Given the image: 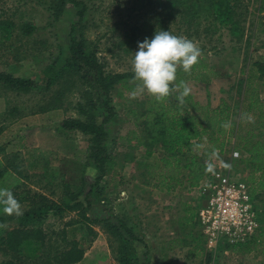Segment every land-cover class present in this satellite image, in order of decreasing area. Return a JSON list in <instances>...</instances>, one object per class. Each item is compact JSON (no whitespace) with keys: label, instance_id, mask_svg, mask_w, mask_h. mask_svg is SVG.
<instances>
[{"label":"rangeland","instance_id":"374dc122","mask_svg":"<svg viewBox=\"0 0 264 264\" xmlns=\"http://www.w3.org/2000/svg\"><path fill=\"white\" fill-rule=\"evenodd\" d=\"M76 1L81 3L79 7L66 0H0V73L35 82L34 88L21 92L0 81V159L6 155L11 166L18 167L22 190L43 194L59 203L67 199L63 189L67 182L68 190L78 193L81 201L78 208L44 219L40 228L46 239L38 258L26 259L0 245V264H45L47 260L56 264L55 255L77 242L84 254L75 264H120L119 257L124 256L128 257L127 264H264V222L259 243L208 251L196 219L199 199L195 187L188 188L184 181L166 191L169 181H164V176L170 169L161 166V147L156 141L137 145L135 138L128 140V129L124 127L127 109L147 104L152 98L146 92L136 99L130 97L137 84L134 78L124 80L105 96L90 74L84 75L85 70L77 71L71 63L66 65L70 39L74 37L83 42L86 53L95 51L108 73L134 74L131 62L138 43L144 38L152 39L156 31H170L192 40L203 53L190 74L178 69L175 83H187L193 99L207 109H215L224 101L234 108L230 119L237 124L242 96L238 81H244L254 61L264 60V0L240 1V39L218 25L214 17H205L204 7L199 24L187 28L177 22V13L167 16L170 0ZM80 11L82 19L78 21ZM26 22L34 29L29 36L22 35ZM178 94L173 93L170 100H176ZM104 102L116 112L104 129L105 147L116 160L118 175L114 180L118 184L106 176L100 185L93 186L96 169L87 160V138L77 131L63 130L59 124L66 119L89 120L80 114L79 105L99 124L105 114L101 107ZM248 123L245 115L241 117L237 139L227 144L222 153L216 151L211 162L215 169L248 184L250 195L256 197L255 179L245 176L254 171V162L244 155L253 145L240 143L254 133ZM206 151L202 149L200 154L210 157ZM81 181L83 192H78ZM254 201L257 203L255 198ZM21 206L23 213L27 211L25 203ZM82 209L88 219L99 221L90 225L94 236L80 222ZM1 217L4 227L0 228V238L18 225V216L3 214L2 207ZM106 220L111 225L117 223L115 235L108 232ZM119 221L124 227L119 226ZM125 226L132 236L126 233Z\"/></svg>","mask_w":264,"mask_h":264},{"label":"trees","instance_id":"16d2710c","mask_svg":"<svg viewBox=\"0 0 264 264\" xmlns=\"http://www.w3.org/2000/svg\"><path fill=\"white\" fill-rule=\"evenodd\" d=\"M66 1L74 7L81 5L76 0ZM170 1L172 6L167 16L171 17L174 13H177L178 15L175 17L178 20L177 22L187 28L199 24L197 20H199L201 9L204 7L205 17H214V21L218 22V25L229 29L232 36H236L237 39L243 36L240 27L243 21L239 8L241 0ZM77 15L78 21H81V11ZM33 30L32 25L26 22L22 26V35L29 36ZM137 36H140L141 39L143 38L140 33ZM68 51L69 59L66 65L71 63V66L75 67L77 71L85 70L84 75L90 74L96 88L103 91L105 96H108L109 92L116 86L121 85L124 80L134 78L132 73L118 74L105 71L104 65L99 63L95 51L86 53V47L83 42L76 40L74 37L70 39ZM0 81L10 89L21 92H27L35 86V82L30 79L17 78L5 73H0ZM171 97L172 95L159 102L152 97L147 104H136L134 107L128 108L125 114L126 122L124 127L128 129L127 136L128 138L130 137L128 140L135 138L137 145L156 141L161 147L163 151V156L159 159L161 166L164 169H170V171L165 172L164 176V181H169L165 185L166 191L181 186L184 181L187 183V187L192 189L211 174L205 171L206 158L209 161L210 157L200 154L201 150H207L206 153L208 155L214 150L222 153L228 143L227 135L229 129L223 128L222 124L229 120L230 107L221 100V104L217 108L207 109L199 105L191 94L185 98V103L181 106L177 100L171 101ZM101 107L104 109L105 114L99 124L90 119L89 111L85 107L79 105L80 114L87 116L89 120L66 119L61 121L59 126L66 131H77L87 138L89 145L87 160L96 169V177L92 185H100L106 176H111L114 185H117L118 182L114 180L116 175H118L116 172V160L105 147L107 133L104 129V126L116 117V112L107 102L101 103ZM137 133H140L141 137H136ZM196 145H203V147L198 149ZM247 145L252 146L253 144ZM254 146L250 148V151L254 150ZM1 153L3 152H1L0 147ZM5 156L3 155V159H0V188L11 189L20 204L25 203L28 209L16 218L18 221L17 227L6 231L4 236L0 238V245L13 254H19L26 259H36L43 250L46 239V234L40 228L44 219L49 216H60L65 211L78 208L81 202L78 200L79 194L73 193L75 191L70 192V187L67 185L69 183L67 182L63 183L67 199L59 203L43 194L26 189L22 190V180L18 176L20 174L19 169L17 166L12 167L11 161ZM250 161L254 162L253 155ZM254 164V169H261L262 164L259 165L255 162ZM83 186L84 183L81 181V186L79 188L76 187L78 188L76 191L83 192ZM15 189H21V191L14 193ZM91 192L92 189L86 192L84 200L89 197ZM251 197L254 199L252 195ZM256 205L261 226V223L264 222L261 219L262 210L258 202ZM197 208H199V205ZM79 215L81 216L80 222L86 226L89 235L94 236L90 225L99 221L88 219L83 209L79 211ZM1 220H4L3 217L0 218ZM109 222L111 221L106 220L104 224L108 232L115 235L118 228L117 223L111 225ZM118 224L124 227L123 222L119 221ZM260 230L261 227L259 233ZM125 231L127 234L129 233L128 235L131 234L126 226ZM118 237L120 238V235ZM254 243L256 242L254 241L240 248L249 247ZM78 245V242L73 243L70 248L55 255L54 262L56 264H75L80 262L83 258L84 250ZM119 262L120 264H127L128 257H119ZM45 264H49V261L47 260Z\"/></svg>","mask_w":264,"mask_h":264},{"label":"clouds","instance_id":"9594fccd","mask_svg":"<svg viewBox=\"0 0 264 264\" xmlns=\"http://www.w3.org/2000/svg\"><path fill=\"white\" fill-rule=\"evenodd\" d=\"M202 54L200 47L187 37L173 35L170 31H156L151 40L145 38L143 42L138 43V51L133 55L132 71L137 84L130 93V97L136 99L146 92L159 102L178 92L176 100L179 105H184L185 98L191 93V88L183 80L178 84L175 83L177 71L182 69L183 72L190 74L193 66L199 63ZM245 116L247 122H254L250 114ZM222 127L230 128L231 122H224ZM202 147L203 145H196L198 149ZM216 155L214 150L210 160L206 162L207 173L214 174L215 165L211 160ZM224 166L230 167L227 164ZM0 207L3 214L7 216L23 214L20 202L9 188H0ZM2 227L4 225L0 224V228Z\"/></svg>","mask_w":264,"mask_h":264},{"label":"built area","instance_id":"2783aa9c","mask_svg":"<svg viewBox=\"0 0 264 264\" xmlns=\"http://www.w3.org/2000/svg\"><path fill=\"white\" fill-rule=\"evenodd\" d=\"M193 190L199 199L196 219L208 251L242 247L254 241L260 229L259 211L247 184L216 168Z\"/></svg>","mask_w":264,"mask_h":264},{"label":"crops","instance_id":"0c3cea01","mask_svg":"<svg viewBox=\"0 0 264 264\" xmlns=\"http://www.w3.org/2000/svg\"><path fill=\"white\" fill-rule=\"evenodd\" d=\"M238 84L239 86L237 89L242 91L241 101L238 109V123L236 124L232 121V119H230V117L232 118L234 114V108L230 107L229 112L231 114L228 121L231 122V127L228 128L229 133L227 135V144H230V142H233L232 140L237 139L241 125V117L243 118L245 114H251L254 118V122L248 123L247 126L249 128L253 127L254 133L249 139L240 143L246 142V144L255 145L253 151H250V149L244 151L245 158L248 156L251 159V156L253 155L254 162L258 163L259 165L262 164L260 167L261 169H254L252 175L247 176L245 174V176L246 178L252 176L255 179L257 196L253 197L264 210V60L254 61L248 69L244 81H238ZM236 131H238V134ZM247 135L246 133L244 134L245 137ZM260 161L262 162L259 163ZM260 237L261 230L254 241L259 243Z\"/></svg>","mask_w":264,"mask_h":264}]
</instances>
